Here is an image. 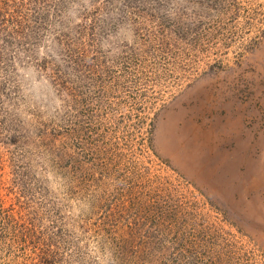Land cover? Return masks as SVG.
<instances>
[{"label":"rangeland","instance_id":"rangeland-1","mask_svg":"<svg viewBox=\"0 0 264 264\" xmlns=\"http://www.w3.org/2000/svg\"><path fill=\"white\" fill-rule=\"evenodd\" d=\"M0 264H264V0H0Z\"/></svg>","mask_w":264,"mask_h":264}]
</instances>
